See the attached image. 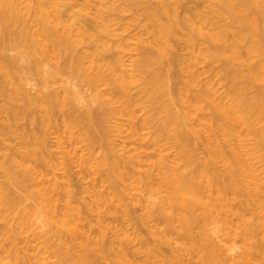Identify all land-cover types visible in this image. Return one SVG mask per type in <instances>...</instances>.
Returning a JSON list of instances; mask_svg holds the SVG:
<instances>
[{"label": "bare ground", "instance_id": "bare-ground-1", "mask_svg": "<svg viewBox=\"0 0 264 264\" xmlns=\"http://www.w3.org/2000/svg\"><path fill=\"white\" fill-rule=\"evenodd\" d=\"M75 1L84 14L74 13L65 19L62 8L74 6ZM95 1L101 6L95 5ZM186 1L122 0L117 4L108 0H0V120L5 122L4 127L0 124V139L14 138L18 146L28 148L22 153L20 147L15 146L16 154L19 151V156L24 155L26 160L45 163L54 155L48 144L49 134L43 126L54 127L60 117L57 115L61 113L68 122L65 124L64 121V125L71 127L72 135L86 141L90 158H81V163L91 172L102 171L94 183L95 188L102 189L96 190L95 198L90 201L92 205L86 206L90 215L96 212L100 224V237L90 239L94 245L86 250L87 257L100 256H95L96 264H104L99 259H104V253L115 243L121 249L120 254L126 255L129 245L139 237L140 229L134 226L139 232L136 231L133 238L114 236L105 240L103 223L114 209V202H123L124 211L134 225L140 226L149 218V221H162L165 230L179 233L185 245L179 246L177 251L175 248L172 254L182 263L185 247L187 255L198 257L201 264L219 261L224 250L213 235L222 225H227L232 216L240 221L238 227L245 245L256 251L264 250V219L244 206L261 195L263 186L252 170L250 176L254 182L252 186L246 184L239 165L245 155L231 150L226 144L230 137L239 138L247 133L256 142V149L264 148V86L251 85L255 80L264 82V0H201L204 7H208L206 11L201 9V3L199 6L197 1L200 0L196 1L195 9H188ZM106 9L116 15L132 12L134 19L143 16L148 24L152 38L143 39L138 46V58L130 74L124 71L118 74L120 60L109 56L120 48L121 42L115 29L119 22L108 16L110 13H106ZM180 44L193 50L191 58L183 60L177 50ZM196 46L197 51H194ZM80 47L89 52L85 51L87 54L83 55L79 51V54ZM61 56L65 57L64 64L51 66L50 62L52 68L46 66V61ZM212 59L224 60L221 76L227 82L226 91L217 96L210 83L200 81V75L193 70L194 65ZM178 61L184 66L176 72ZM67 70L95 88L97 82H104L109 87L104 92L96 91L88 103L82 104L77 116H70V113L66 116L65 109L61 112L67 104H74L76 93L66 83H62L64 90H59L53 83ZM182 71L188 78L185 77L181 85L178 81L172 84L170 79L180 77ZM138 82L143 85L141 90L136 95L131 94V86ZM35 86L36 90L33 89ZM115 93L120 95L123 110L128 114H134L131 108L136 100L142 101L147 115L145 122L157 120V125L161 122L155 128L154 141L170 140L179 151V163L163 157L142 171L141 167L147 165L144 160L148 158L140 153L127 156L119 152L121 144L116 142L117 131L111 124L117 118L113 116L116 112L104 108L106 102L113 99L106 95ZM89 102L97 106L93 107ZM205 109L211 115L201 121L204 120L202 124L210 139L205 141V156H200L195 147L199 131L192 125L197 120L194 114ZM98 152H101L99 157L96 156ZM6 158L0 160V206L3 210L14 212L29 194V198L41 199L39 204L36 202L37 209L31 206L36 212L45 205L55 206V196L47 197L46 190H33V167L21 165L15 158ZM220 162L223 170L219 168ZM1 176H4L3 181ZM131 178L143 182L149 193L157 194L150 203L151 208L140 218H134L132 212L135 196L130 204L125 201L130 189V183L126 182ZM57 184L53 183L55 188ZM14 187L29 193L23 198L24 195L20 196ZM230 190L240 197L236 205L227 201ZM65 193L66 207L77 211L72 220L74 224H65L72 237L78 238L83 235V226L79 225L83 216L78 206H70L78 191L66 188ZM31 208L23 207L18 213L22 223L28 222ZM154 226H148L149 233L154 232ZM13 238L9 239L14 241ZM142 243L147 247L148 255L157 251L155 246ZM180 247H183L182 251ZM68 254L73 259L72 248H68ZM24 256L19 259L29 258L28 254ZM74 261L75 264H90L86 259L75 258Z\"/></svg>", "mask_w": 264, "mask_h": 264}, {"label": "rangeland", "instance_id": "rangeland-1", "mask_svg": "<svg viewBox=\"0 0 264 264\" xmlns=\"http://www.w3.org/2000/svg\"><path fill=\"white\" fill-rule=\"evenodd\" d=\"M108 1H114L117 4L122 3V0ZM196 1L197 0L186 1L188 2V9H195L197 6L195 4ZM197 2H199V6L200 3L202 4L201 9L204 8L205 11L208 9V7H204L205 4L201 2V0ZM77 3L78 2L75 1V3L72 4L74 6L68 5L62 8L61 13L65 19L70 18L74 13L78 15L84 14L80 11L79 7L76 6ZM96 4L98 6L100 5L99 2L95 1V5ZM105 11L108 14L110 13L108 12V9ZM106 13L105 15L107 16L108 14ZM110 15L115 18L116 23L119 22L118 25H115V29L119 34V37L117 38L118 41L121 42V46L115 52L110 53L109 56L111 59L115 58L120 60L121 65L118 74H120L121 71H124L126 74H130L133 69V64L138 58V46L141 44L143 39L150 40L152 35L151 33H148V24L145 20V17L143 16H139L136 20L133 18L132 12L129 11L123 14H118L121 16L112 14V12L108 16ZM123 26L124 28H122ZM182 45H178L180 48H177V50L182 55L183 60L191 58L193 53L191 54L190 52H193V50L187 48L185 45ZM197 46L194 51H197ZM80 49L81 50H77V52L80 51L83 55H86L89 52L82 47H80ZM85 51H87V53H84ZM62 57L63 56H61L60 59L52 58V61L49 60V62L46 61L48 64H46V66L48 68H52L51 66L54 64L58 63L57 66L61 65V63L64 64L65 57ZM57 60L58 62H56ZM206 62L205 64L203 62L194 65L193 70H195L200 75V81L203 82L204 80L205 82L210 83L213 90L212 92L216 94V96L223 94L227 89V82L221 76L224 60L212 59L207 63ZM156 66L154 67L157 69L158 67ZM183 66L184 63L182 61H178L176 63V72L177 70H181ZM172 73H174V71H172ZM179 76L180 77L177 76L179 78L178 79L177 77L174 78L171 74V77H173H170L172 84L173 82L176 83L178 81V84L180 83L181 85V81L186 80L185 77H187V73H180ZM60 82L61 84L66 83V85L70 86L71 89H73V91L76 93L74 104H64L66 106H64V108L61 110V112H63L65 109L67 112L66 116L68 113H70V116H77L79 114L78 110L82 104L84 105L86 102L88 103L96 91L104 92L109 89L108 85L104 82L99 84L97 82L96 86L98 88H95V86L88 84L87 81H84V79H82L77 74L71 72L69 73L68 70L63 71L62 74L60 73L58 79L53 82L54 86H57L59 90H64L63 84L61 85ZM251 85L253 87L264 86V82L255 80V82L251 81ZM142 86L143 85L140 82L133 84L131 86L130 93L134 95L138 94ZM33 89L36 90V86ZM33 89L32 91L34 92ZM61 92L63 95V91ZM106 97L113 98L111 101L106 102L104 108H109L111 110H115L116 112L113 116H117V118H115L111 124L117 131L116 136H118L115 137L118 139V141L116 139V142L121 144H117L119 145L118 149L120 153L126 154L127 156H130L131 154L133 155L134 153L135 155H138L140 153L141 156L145 157V159L148 158L147 160L142 159L147 164L143 168L141 167L142 171H145L151 164L159 162L163 157L168 158L170 161L175 162L176 164L180 162L179 151L172 144V142H170V140L164 138L159 142L154 141L156 136L155 128L158 127L161 122L159 121L158 125L157 120L154 122H145V116L147 115L141 100L138 99L133 103L131 109L134 110V114H128L123 110L124 107L121 105V100L119 98L120 95L115 93L109 96L106 95ZM90 104H92L93 107L97 106L95 103ZM210 115L211 112L208 109L201 110L194 114V117L197 118V120L194 119L195 122L192 120L194 122L192 126H194L195 129L199 131V133L196 134L197 138L195 141V147L200 153V156H205V141L210 139V136L204 127L205 125L202 124L204 120L201 121V119ZM57 116L60 117H58L56 125L54 127H50V125H48L50 127L49 129L51 130H49L47 126H43L44 129H47L46 131L49 134L48 144L52 146L51 150L54 155L51 158H48L47 162L45 163H41L40 161V163H35L36 161L31 162L26 160L24 155L23 157L19 156V151L16 154L15 150L17 147H20V152L22 153L24 151L26 152L28 148L21 145L18 146L19 144H17L18 142L16 143L17 140L14 138L0 139V160L3 158L5 160L6 157H12L17 159L18 162L20 161L19 164L21 165H30L31 168L33 167L35 179V187L33 185V190L34 188V191H39L38 189H42V191L46 190L45 194H47V197H50L51 195V197L55 196L54 198L56 199L55 206H42L41 210L38 212H36L35 209H32L31 206L37 209L41 199L39 200L36 198V200L32 196V198H29L30 194L28 197L29 199L26 198V201L21 203V205L17 207L14 212L3 210L0 206V264H75V258L77 260L86 259L90 264H96L97 261H95V256L100 258L99 255H93L89 257L86 255V250L90 247H93L94 245L93 242H90L89 240L100 237V224L98 223L96 212L94 215H90L86 208L88 207V203L92 205L90 201L95 198L94 195L96 190L102 189V187L95 188L94 186L95 181L97 182L98 177L102 175V171L97 172L94 169L96 172H91L85 165L81 163V158H90V153L85 145L86 141H80L81 137L79 139L78 135H72L73 131L71 127L69 128L68 124L64 125V121L65 124L67 122L64 115L58 113ZM24 120L26 121V119ZM24 120L23 123L25 122ZM1 123L3 124L2 127H4L5 122L3 123V119L0 120V124ZM23 126L26 128V125L23 124ZM41 126H39L40 130ZM39 127H36V129L39 130ZM20 129L19 132H21ZM44 129L42 128V131ZM43 132H45V130ZM233 138L234 137H230V139L226 141V144L231 150L245 155V158L240 162L239 165L243 175L246 178V184L248 186H252V183L254 182L253 177L250 176V172L252 170L254 177L261 183L264 189V148L256 149V142L247 133L242 134L239 138ZM122 140H124L125 143ZM12 146L13 148L16 146V148L12 149ZM100 154L101 152H98L96 153V156L98 155L99 157ZM20 155L22 156L21 153ZM4 160H2V162H4ZM6 160L8 159L6 158ZM219 168L222 170L224 169L222 162H220ZM3 177L4 176H1L2 181L4 180ZM53 183L54 185L57 183L59 184H57L55 188ZM64 183L67 184L62 186ZM70 183L72 184L70 185ZM126 183H130V189L127 191L128 194L125 201H129L130 204L131 200H134L131 198L135 196L136 201L133 206H131L132 212L134 218H140L146 213V211H148V209L151 208L150 203L153 199L157 198V194L154 195L145 190L143 182H139L136 178H131L130 180H127ZM15 188L16 187H14V190H16V192H19V194L21 193L20 196L24 195L23 198H25L29 193V191H25L27 193H24V190L22 191L20 188L18 189V187L16 189ZM66 188H70V190L73 191H78L75 200L70 202V206H78L77 208H79V210H84L82 212L80 211L83 219L81 217L82 220L79 221L80 227L83 226L81 229L83 235L79 236L78 238L72 237V234L69 232L68 227L65 224L70 222V225H73L74 223H72V220L77 213L76 210H71L65 205L67 202V198L65 197ZM239 198V196L237 197L233 191L230 190L227 201L230 205H236L239 202ZM37 201H39L38 204H36ZM114 204L116 205V208ZM122 204L123 202H114L112 204L114 209H112V212L108 214L105 220L103 219V224L105 225L106 229L104 235L105 240H109L114 236L126 237L129 235L133 238L135 232H139V230H137L135 227H139L138 229H140L139 237L135 238L136 240L134 239L129 245V251H125L126 255L120 254L121 249L117 243L113 244L112 249H109V252L104 253L105 258L99 259L101 262L104 264H201L198 257H193L191 254L187 255L188 253L186 247L184 249L183 247H180V251L183 249L184 253H186V256L184 257V253L182 252V260L184 259L183 263L178 259H175L172 254L174 253L173 250L177 248L175 249L177 251L179 246L185 245L182 239L180 240L181 236H178L179 233L177 234V232L171 230L167 231L165 230V226L162 221H149V218L145 220V223L142 222L140 226L134 225L133 220L130 219L128 214L124 211L126 206ZM125 204H127V202ZM244 206L256 212L260 219H264V191H262L258 198L251 199L250 202ZM23 207L31 208L28 214L29 219L26 223H22L18 216V213ZM228 222L229 223L227 225H222V227L219 228L213 235L214 240L220 242L223 246L224 251L222 252V257L219 261L213 260L208 264H264V250L256 251L251 246L245 245L243 241L244 237L240 233V229L238 227L240 225L239 219L236 216H232L228 219ZM149 225H155L152 229L154 232L150 231L151 234L149 233V230H147ZM8 237H15L17 239L15 240L13 238L14 241H11ZM142 241L149 243L148 246L150 247L155 246L157 248V251L154 253V255H148V252H146L147 247L143 245ZM68 248H72L74 260L70 258V255L68 254ZM245 253H247V255H245ZM25 254H28L30 259H19V257H23Z\"/></svg>", "mask_w": 264, "mask_h": 264}]
</instances>
